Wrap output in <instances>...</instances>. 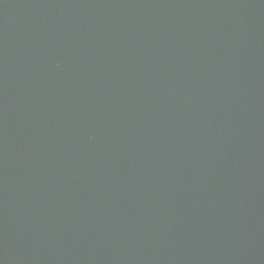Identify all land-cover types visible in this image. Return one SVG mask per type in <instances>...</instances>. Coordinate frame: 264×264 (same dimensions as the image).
<instances>
[{"label":"water","instance_id":"water-1","mask_svg":"<svg viewBox=\"0 0 264 264\" xmlns=\"http://www.w3.org/2000/svg\"><path fill=\"white\" fill-rule=\"evenodd\" d=\"M0 264H264V0H0Z\"/></svg>","mask_w":264,"mask_h":264}]
</instances>
